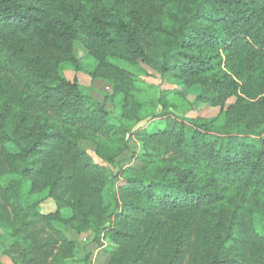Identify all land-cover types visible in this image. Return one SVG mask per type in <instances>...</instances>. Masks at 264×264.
I'll use <instances>...</instances> for the list:
<instances>
[{
  "label": "trees",
  "instance_id": "1",
  "mask_svg": "<svg viewBox=\"0 0 264 264\" xmlns=\"http://www.w3.org/2000/svg\"><path fill=\"white\" fill-rule=\"evenodd\" d=\"M146 67L200 87L220 116L171 112L186 98L146 83ZM82 69L122 96L118 124L64 75ZM132 88L162 111L133 134L142 166L113 174L80 128L126 148ZM261 194L264 0H0V230L14 264L73 259L68 226L109 239L110 264H264Z\"/></svg>",
  "mask_w": 264,
  "mask_h": 264
},
{
  "label": "rangeland",
  "instance_id": "2",
  "mask_svg": "<svg viewBox=\"0 0 264 264\" xmlns=\"http://www.w3.org/2000/svg\"><path fill=\"white\" fill-rule=\"evenodd\" d=\"M77 52L82 60H86L85 50L79 43L76 44ZM91 70L82 69L80 71L66 70L64 75L72 82H77L83 86L88 93L98 102H100L108 111V119L113 124H118L119 120L124 118V110L122 108L123 98L120 94H115L114 88L105 80L95 78L90 72ZM147 76L143 77V80L149 85L157 87L158 92H172L178 90L186 98L185 100L174 96L172 102L171 112L176 113L183 111V116L191 118H202L210 120L220 116V108L212 107L209 105L199 104L196 101V97L200 91V87H187L179 80H170L163 78L156 70L146 67ZM130 91H135L139 95H142L140 88ZM152 92H143V95L138 99L139 106L128 107L127 117L129 119V125L132 127V133H128L125 137L127 147L124 148L120 145L118 140L110 138L106 132L92 129L90 127L80 128L83 131L81 145L87 150L92 159L107 167L113 174H117L119 171L128 167L142 166L141 161L138 158L141 150V144L138 139L133 136L134 132L138 129L147 127L152 117L161 113L162 108L156 106L157 102L153 99ZM131 104L134 101L129 98ZM235 102V98L229 101V105ZM180 114V113H179ZM44 198L43 195H35L34 201ZM259 205H264V195H260ZM41 211L43 213H49L54 209V203L51 200H44L41 203ZM40 230H47V227L42 225ZM63 232L68 239L75 243L74 258L71 260H65L62 264H84L85 258L89 257L91 264H110L111 252L114 248L113 243L107 239L102 238L96 240L95 233L90 230L78 231L72 226L63 227ZM15 250L11 246L9 240L3 230H0V264H14L12 257ZM59 257L57 254L51 259L49 264H59Z\"/></svg>",
  "mask_w": 264,
  "mask_h": 264
}]
</instances>
